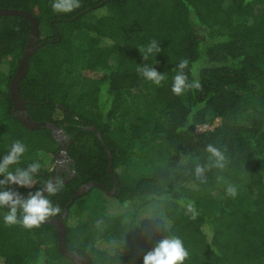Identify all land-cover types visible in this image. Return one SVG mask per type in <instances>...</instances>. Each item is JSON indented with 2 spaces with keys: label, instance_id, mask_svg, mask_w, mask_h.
<instances>
[{
  "label": "trees",
  "instance_id": "obj_1",
  "mask_svg": "<svg viewBox=\"0 0 264 264\" xmlns=\"http://www.w3.org/2000/svg\"><path fill=\"white\" fill-rule=\"evenodd\" d=\"M53 3L0 0L39 19L18 84L33 119L62 127L55 136L15 114L8 83L32 22L0 13V157L19 140L26 152L9 171L42 166L32 189L11 187L27 196L55 175L56 165L40 156L57 157L63 132L70 136L57 175L63 187L48 198L61 211L68 205L67 244L92 264H143L161 239L174 237L189 253L184 264H264V0H80L71 13L54 12ZM152 40L162 51L143 60L138 49ZM182 59L189 82L201 88L175 95ZM140 64L166 79L160 86L146 80ZM202 122L213 125L197 129ZM108 151L119 178L112 193ZM197 165L204 168L199 178ZM110 194L127 205L111 209ZM7 211L0 208V264H78L60 250L54 223L9 226Z\"/></svg>",
  "mask_w": 264,
  "mask_h": 264
},
{
  "label": "clouds",
  "instance_id": "obj_2",
  "mask_svg": "<svg viewBox=\"0 0 264 264\" xmlns=\"http://www.w3.org/2000/svg\"><path fill=\"white\" fill-rule=\"evenodd\" d=\"M79 7L80 0H54L52 4L53 11L58 13H71ZM138 50L143 60H147L148 56L154 52L160 53L162 51L155 40H152L146 48ZM187 67V59H182L177 65L178 72L173 78L171 89L175 95H182L185 90L201 88L199 81L189 82L188 76L184 72ZM137 72L157 86H160L166 79L164 73L161 74L154 67L148 65H138ZM206 150L216 157L218 162L224 159L222 153L212 145H208ZM25 152V144L17 140L12 144L10 151L0 157V176L3 177L0 179V208L8 209L4 215L6 225L21 223L26 229H34L60 214V207L54 205L48 197L55 196L60 192L63 181L59 177L49 179L42 188H38L34 192L29 191L27 196L11 187L32 189L35 185L34 177L42 167L39 161H33L27 168H16L14 171H9L12 165L20 162ZM217 166L223 167L219 163ZM195 173L198 178L201 177L204 168L197 165ZM226 191L230 196L236 195V189L232 186H229ZM18 211L22 214L20 219H18ZM187 211L195 214L194 202L187 205ZM188 255L189 253L179 237L164 238L156 244L154 249L144 255L143 264H184Z\"/></svg>",
  "mask_w": 264,
  "mask_h": 264
},
{
  "label": "water",
  "instance_id": "obj_3",
  "mask_svg": "<svg viewBox=\"0 0 264 264\" xmlns=\"http://www.w3.org/2000/svg\"><path fill=\"white\" fill-rule=\"evenodd\" d=\"M0 13H13V14L25 15L26 17L30 18L32 22L30 36L26 42V46L20 58L19 64L17 65L8 83L10 92L12 94L13 102H14L15 114L23 122V124H25L27 127L34 128L36 126L46 125L50 127L53 130L54 135L57 136L59 131L60 130L62 131L61 125L58 124L57 122H53L48 119H36V118L33 119L27 111V101L22 96L20 87L18 84V80L25 74L27 70L30 55L37 44V38L39 36V31H40L39 19L30 10L28 11L27 9H24V8L0 6ZM93 128L95 129V126H93ZM61 134L64 140L62 138H58L61 142V146L56 151V156L61 157V158H68L69 155H67L66 146H67V142L70 140V136L67 134H64L63 132H61ZM108 154H110V164H109L108 169L110 172L112 171L115 176L114 185L111 188V190H108L110 193H112L116 189V186L119 182V178H118V175L112 169V154L109 151H108ZM59 168H60V165L57 164L55 175L50 179H54L57 177ZM45 182L43 183L42 187L44 186ZM89 185L90 184L81 185L77 189V191L73 194L70 200H72L78 193L86 191ZM67 206L68 205H65V207L63 208V210L60 212L58 216L52 217L48 220L54 223L56 226V229L58 230L59 248L64 254L69 256L71 259H73L78 264H92L91 260L86 255L81 254L74 249H71L67 244L65 223L63 220L64 215L67 213Z\"/></svg>",
  "mask_w": 264,
  "mask_h": 264
},
{
  "label": "rangeland",
  "instance_id": "obj_4",
  "mask_svg": "<svg viewBox=\"0 0 264 264\" xmlns=\"http://www.w3.org/2000/svg\"><path fill=\"white\" fill-rule=\"evenodd\" d=\"M92 74L94 75L95 73L93 72ZM192 74L193 75L197 74L195 63L192 66ZM218 120L219 118H216L215 122H217ZM212 125L213 123H210V122H202L197 125V129H202V128L212 126ZM88 139L89 140H87L86 142L91 143L92 138H88ZM40 157H42L41 162L45 165H49V166H55L57 164H59L60 166L67 165V161H65L66 158H61L58 156L55 158L54 156L46 152H42ZM109 200H110L111 209H122L127 205V203L125 204V203L119 202L118 199L111 194L109 195ZM146 212L147 211L145 210H141L138 213H139V216L144 217Z\"/></svg>",
  "mask_w": 264,
  "mask_h": 264
}]
</instances>
